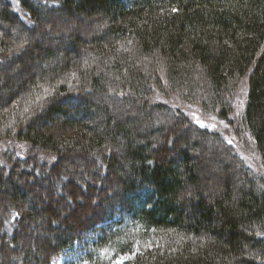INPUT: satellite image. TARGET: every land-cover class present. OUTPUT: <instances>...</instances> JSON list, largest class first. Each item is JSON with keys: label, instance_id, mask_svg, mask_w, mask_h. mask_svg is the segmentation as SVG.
<instances>
[{"label": "trees", "instance_id": "16d2710c", "mask_svg": "<svg viewBox=\"0 0 264 264\" xmlns=\"http://www.w3.org/2000/svg\"><path fill=\"white\" fill-rule=\"evenodd\" d=\"M17 3L0 0V146L12 144L0 149V264L41 223L24 264H264L263 176L230 148L207 154L218 135L157 103L172 94L227 120L246 83L241 135L264 172V0ZM54 15L99 31H62ZM45 33L52 44L35 41ZM28 65L36 74L6 95ZM77 161L91 186L69 178Z\"/></svg>", "mask_w": 264, "mask_h": 264}, {"label": "rangeland", "instance_id": "374dc122", "mask_svg": "<svg viewBox=\"0 0 264 264\" xmlns=\"http://www.w3.org/2000/svg\"><path fill=\"white\" fill-rule=\"evenodd\" d=\"M11 2H13L14 6L18 9V3L17 0H11ZM45 20H49L52 22V27L56 28L59 27L60 29L66 30V31H71V30H75L77 28H80V32H82V37H87V35H91V33H97L99 31V27L98 25L93 22V21H89V23L87 24H83L81 22H79L78 20L75 19H66L65 17H59L58 15H54V17L49 16L48 18H45ZM58 25V26H57ZM16 31V34H21L23 31L14 28ZM48 29V28H47ZM13 35H15V33H12ZM53 38L51 36L48 37V35L45 34H41L40 38L35 36V41L39 44L42 45H49L52 44V40ZM60 60V63H57L58 65H62L65 62V60ZM56 64V65H57ZM27 69H29V72H23L20 73L18 71H11V77L13 78V85L11 87V90L6 94H12L16 91V87L15 85L20 87V84L23 82L25 83L28 79V76L26 74H28L29 76H34L36 74V69H37V65L34 66H27ZM4 73V71H2ZM18 82V83H17ZM247 94V86L246 83H242L240 86V89L237 92V96L236 99L234 101L233 106V114L229 116V118L227 120H220L217 117V113H213V112H209L207 110H204L202 107H197L191 104H187L185 102H182L180 100L177 99L176 96H173L172 94H168L169 96L167 98L165 97H157V103H162L165 105H168L169 107H172L174 110H178L182 113L185 114V116L189 119L190 123L199 129L200 131H206L207 133H210L212 135H218V137L220 138L219 140L221 141V143H218L217 145L214 144H209V145H205V150L207 152V154H211L212 152H214V150H217V146L220 147L223 146L225 149L226 148H230V152L232 154V156H234L235 160H237V162L242 161L243 163H245L246 167L252 168L253 171H255L257 174H260L263 176L264 178V172L260 166L259 163V159L256 156V154L254 153V151L252 150V142L250 140V138H248L247 135L243 136L241 135V114L244 110L245 107V103H246V95ZM197 120L201 121L204 123L205 127H200V125L197 123ZM245 141H244V139ZM247 140V141H246ZM229 141H231V143H229ZM14 144V148L17 152V154H23L24 156L26 155V153H29L28 151V147H26V144H22V143H13ZM2 146H0V149H4L7 147H11L12 144L5 145V143L3 142L1 144ZM246 145V146H245ZM217 147V148H216ZM23 151V152H21ZM228 151V150H227ZM229 152V153H230ZM0 153H2V151L0 150ZM96 163L98 162L97 160L95 161ZM65 164V163H64ZM75 177H69V178H74L72 180H74V182L78 185L81 186V180L79 177H86V179L89 182V185L92 183L91 181V176L88 175L89 174V170L86 168L85 165H83L82 163L77 161V167L75 168ZM54 186L51 188L50 193L53 195V200H51L50 206L52 204V206L54 208H63L65 207V202L64 200H67V195L59 193V191H57L58 189L57 187V182L54 181ZM91 186V185H90ZM109 190H111V192H117L116 186L110 184ZM49 190H44V198H45V203L46 205L48 204V201H46V194H48ZM37 195V192L36 194ZM60 196H62V198H60ZM36 202V201H35ZM50 202V201H49ZM78 200L74 199L73 204L71 203L70 205V210L71 211L73 208L77 209V203ZM83 203H86L85 199H83ZM69 213L67 212V215ZM46 230V226L45 224L41 223L39 225V228L34 227V226H30L29 230L27 231V237H29V239L25 242H23V244H21L17 248L14 252H10L11 253V260L13 261L14 264H24L25 262L22 263V261H20V256L24 251H29V250H33L32 247V243H40L43 239L47 238V235L44 233V231ZM133 255H126V256H122L120 259H118L116 261L115 264H124L126 261L132 259ZM57 264H67V259L63 258L59 263Z\"/></svg>", "mask_w": 264, "mask_h": 264}, {"label": "snow or ice", "instance_id": "6c2138e0", "mask_svg": "<svg viewBox=\"0 0 264 264\" xmlns=\"http://www.w3.org/2000/svg\"><path fill=\"white\" fill-rule=\"evenodd\" d=\"M173 11H177L176 9H173ZM197 123L200 125V127H205L204 123L197 120ZM229 143H231V141H229Z\"/></svg>", "mask_w": 264, "mask_h": 264}]
</instances>
